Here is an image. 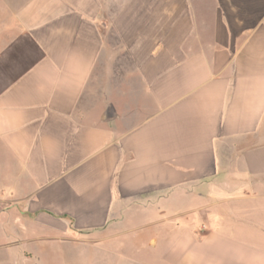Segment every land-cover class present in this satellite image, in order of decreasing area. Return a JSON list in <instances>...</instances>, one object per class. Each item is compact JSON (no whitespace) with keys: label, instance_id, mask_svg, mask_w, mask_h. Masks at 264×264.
<instances>
[{"label":"crops","instance_id":"crops-1","mask_svg":"<svg viewBox=\"0 0 264 264\" xmlns=\"http://www.w3.org/2000/svg\"><path fill=\"white\" fill-rule=\"evenodd\" d=\"M131 226L264 264V0H0V264Z\"/></svg>","mask_w":264,"mask_h":264},{"label":"rangeland","instance_id":"rangeland-1","mask_svg":"<svg viewBox=\"0 0 264 264\" xmlns=\"http://www.w3.org/2000/svg\"><path fill=\"white\" fill-rule=\"evenodd\" d=\"M153 232L149 228H139L131 226L130 231L125 233V239L118 248L119 252L125 255L126 259L117 258L116 252L112 251L113 243L105 241L101 247H92L93 251H89L88 244L78 242L75 248V256L71 260L64 256L65 248L63 246H55V257L49 259V264H138L140 254L146 259L141 261L156 262L155 254L158 252L159 245L157 242L152 245L149 238L153 237ZM72 248V247H71ZM73 249V248H72ZM114 250L116 246L114 245ZM90 252V253H89ZM105 254H104V253ZM129 258V259H127ZM124 262V263H123Z\"/></svg>","mask_w":264,"mask_h":264}]
</instances>
